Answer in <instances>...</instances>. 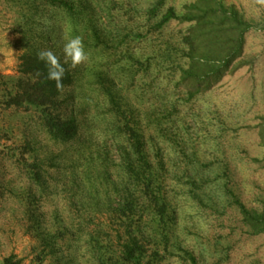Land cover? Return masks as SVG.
<instances>
[{
	"label": "rangeland",
	"instance_id": "rangeland-1",
	"mask_svg": "<svg viewBox=\"0 0 264 264\" xmlns=\"http://www.w3.org/2000/svg\"><path fill=\"white\" fill-rule=\"evenodd\" d=\"M196 1L0 0V90L25 54L50 49L63 63L75 36L88 52L64 65L71 81L54 106L76 137L0 106V264L119 262L128 203L143 262L264 264V234L241 213L264 220V0H222L250 26L242 65L190 96L176 71L190 24L163 18Z\"/></svg>",
	"mask_w": 264,
	"mask_h": 264
},
{
	"label": "trees",
	"instance_id": "trees-1",
	"mask_svg": "<svg viewBox=\"0 0 264 264\" xmlns=\"http://www.w3.org/2000/svg\"><path fill=\"white\" fill-rule=\"evenodd\" d=\"M170 19L190 24L181 40L184 46L182 54L187 62L176 70L178 85L186 87L190 96L209 90L223 75L241 67L242 63L237 64V60L242 58L245 34L250 26L235 8L226 7L222 0H197L185 7L182 17H177L170 10L163 20ZM8 80L10 83L0 90V106L4 110H33L54 138L70 140L76 137V120L72 116L62 119L54 114L57 95L71 81L67 73L62 79V86L58 88L56 81L48 79V66L39 60L38 54H25L20 57L19 77H9ZM260 141L264 145V127L260 130ZM133 151L142 155L139 147H134ZM124 158L129 159L128 152ZM146 189L148 193L150 187L146 186ZM153 200L156 202L157 214L162 216L166 210L165 202L159 195ZM127 205L125 210L129 214L121 210L127 217L126 238L119 251V262L115 261L114 264H153L154 256L143 262L147 259V246L145 239L137 235L139 226L133 220V206L130 203ZM241 213L253 234H264L263 219L246 212L244 207H241ZM100 256L101 264H112L102 258L103 254ZM2 264L20 263L14 262V256H10Z\"/></svg>",
	"mask_w": 264,
	"mask_h": 264
},
{
	"label": "clouds",
	"instance_id": "clouds-1",
	"mask_svg": "<svg viewBox=\"0 0 264 264\" xmlns=\"http://www.w3.org/2000/svg\"><path fill=\"white\" fill-rule=\"evenodd\" d=\"M63 55L64 61L62 63L60 57L50 49L38 53L39 60L48 66V79L56 81L58 88L62 86L61 82L66 71L65 64L76 67L88 59V52L82 38L79 36L66 38L63 44Z\"/></svg>",
	"mask_w": 264,
	"mask_h": 264
}]
</instances>
